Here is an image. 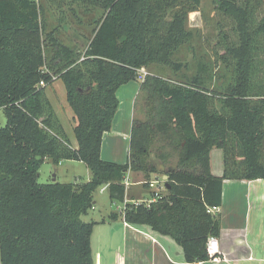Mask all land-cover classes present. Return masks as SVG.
<instances>
[{
    "label": "trees",
    "instance_id": "1",
    "mask_svg": "<svg viewBox=\"0 0 264 264\" xmlns=\"http://www.w3.org/2000/svg\"><path fill=\"white\" fill-rule=\"evenodd\" d=\"M80 1L102 10L82 61L56 31L43 38L38 0H0V109L7 118L0 127V264H94L95 224L82 217L94 209L95 195L110 184L111 203L122 204L128 172L142 173L146 181L159 176L151 156L155 150L167 162L168 148L179 152V160L165 173L167 194L150 206L128 204L124 214L109 218L170 237L187 263L207 262L208 241L220 235L218 214L208 209L222 207L224 182L264 180V0H213L230 22L222 24L218 41L232 75L225 87L212 88L200 66L182 80L155 73L145 78L140 94L146 118L133 123L126 164L102 159L117 93L153 64L187 68L172 55L191 42L187 17L200 0ZM50 74L65 85L78 147L47 96ZM214 149L223 154L218 176ZM46 160L82 162L91 178L42 184ZM140 187L154 195L148 184Z\"/></svg>",
    "mask_w": 264,
    "mask_h": 264
},
{
    "label": "rangeland",
    "instance_id": "2",
    "mask_svg": "<svg viewBox=\"0 0 264 264\" xmlns=\"http://www.w3.org/2000/svg\"><path fill=\"white\" fill-rule=\"evenodd\" d=\"M41 8V19L43 20L45 29L43 38L46 39L45 33L55 32V37H59L65 44L73 47L80 54L81 60L85 56V52L93 38L94 30L97 27V21L102 15L100 6L94 4H83L80 0H38ZM230 23L223 16H220L214 9L213 0H200L197 10L191 12L187 17V29L192 32L193 38L190 43L182 46L172 55L174 62H179L187 65V68L181 72H176L172 66H163L153 64L149 70L145 71L148 74L155 73L163 77L182 80L184 76L191 77L196 74L199 66L206 72L205 77L211 80V87H225L232 80V75L226 64L222 60V48L218 41L220 38L222 24ZM226 30H231V26L224 27ZM138 82V87H139ZM54 88V89H53ZM47 96L51 100L54 109L61 119L64 128L69 135L73 145L76 144L74 128L77 125L74 112L67 102L66 88L62 81L55 86H51L46 90ZM145 96L142 94L139 97L137 120L142 121L146 118L145 113ZM144 108V109H143ZM141 118V119H140ZM7 118L3 109H0V127H5ZM130 139L123 140L119 138L115 145L108 149V154L105 159L116 163H127L129 157ZM167 151L172 154L167 162L157 157L155 150L152 153V159L156 162L161 170L160 177H164L168 170L176 168L179 160V152L168 148ZM212 171L219 174L223 167V154L221 150L214 149L212 152ZM131 180L134 182H143L145 175L142 173L130 174ZM156 175H153L155 177ZM91 178V172L86 165L79 161L64 160L59 165H55L52 161L46 160L41 169L39 182L42 184L54 182L61 183H85ZM251 187V199L255 198L262 190V183L253 181ZM259 189V191H257ZM144 191L140 186L134 187L133 193L137 197H141ZM144 193H147L145 191ZM162 194H167L164 190ZM244 196V195H242ZM241 199V195H233V199ZM253 205V204H252ZM260 208L264 210V204L254 205L253 209ZM117 211L109 198V190L102 191V188L95 195L94 209L82 217L84 222H93L95 224L92 234V251L94 264H136L134 259H131L135 254L140 253L141 256L150 250L148 244L139 242L134 237L133 227L130 229L125 226L122 219L113 222L109 217L112 212ZM264 223V220H263ZM262 225V221H258ZM256 228L258 229L259 226ZM147 229V230H146ZM145 232L157 235L148 228H140ZM159 240L162 237L157 235ZM165 249L173 260H179L184 257L183 250L174 240L168 238ZM250 242L261 244V253L264 252V236L260 239L250 237ZM254 243V244H255ZM259 247V248H260ZM180 254V257L178 256Z\"/></svg>",
    "mask_w": 264,
    "mask_h": 264
},
{
    "label": "crops",
    "instance_id": "3",
    "mask_svg": "<svg viewBox=\"0 0 264 264\" xmlns=\"http://www.w3.org/2000/svg\"><path fill=\"white\" fill-rule=\"evenodd\" d=\"M60 81L61 80H57L54 82L53 86ZM138 82L140 83L139 87L137 85ZM141 84V79L132 81L121 87L117 93L119 108L114 118L113 127L112 130L106 132L103 137L102 159L104 161L113 162L105 159V156L111 151V148L119 138L123 140L130 139L133 123L138 117V111H142L141 107L138 109ZM75 142L76 144L73 146L78 147L77 141ZM218 173L219 174L213 172V174L218 176L222 174V170ZM131 174L138 173L131 172ZM256 181L261 182L263 187L261 189L262 191L258 195H255L253 200L251 199V192L253 190L251 185L253 181L224 182L223 205L220 207V212L218 214L220 220V235L214 237L219 241L222 261L212 262L209 260L207 262H197L193 264H264V252L261 253V244L250 242V237L252 236L256 237V239H260L264 236V210L260 208L253 209V206L256 204H264V180ZM133 190L134 187H132L130 191V198L131 195H133L132 198L134 199L149 197V195L147 196L145 193H143L141 197H135ZM257 191H259V189ZM239 194L242 197L241 199H233V195ZM258 221H262V225L257 224ZM256 224L259 226L258 229L256 228ZM125 226H128L130 229L132 228L128 223L125 224ZM133 232L137 234H134V237L137 238L139 242H144L150 247V250L145 256H141L140 253H137L135 256L131 257L136 264H190L185 261L184 257L179 260H173L166 252L165 246L169 243L167 240L170 237L157 234L163 239L159 240L157 235H151L152 233L150 232L139 229H135ZM178 256L180 257V254H178Z\"/></svg>",
    "mask_w": 264,
    "mask_h": 264
},
{
    "label": "built area",
    "instance_id": "4",
    "mask_svg": "<svg viewBox=\"0 0 264 264\" xmlns=\"http://www.w3.org/2000/svg\"><path fill=\"white\" fill-rule=\"evenodd\" d=\"M82 60H84V58H82ZM140 74V78L141 81L143 82L145 80V78L149 75L145 69L140 70L139 71ZM53 81L56 82L58 80L57 76L50 74ZM40 86L41 87H45L46 84L44 81L40 82ZM131 172H128L123 184L125 186V190H126V197L125 200L122 204H114L116 206L117 212L124 214L126 211V207L128 204H135V205H141V204H146L147 206H150L153 203H156L158 201V197L160 196V194H162V192L164 190H166V181H167V176L164 177H160V176H155L153 178H151V180H144L143 182H134L131 180V176H130ZM144 184H148L149 186V191L154 192L153 196H149V197H143V198H139V199H134L132 200L129 197V192L131 191L132 187H136V186H143ZM110 184H106L102 187V191L104 192L105 190L109 189ZM208 212L211 214H219L220 212V208L217 207H213V208H209ZM125 223V222H124ZM127 224V223H125ZM207 251H208V255H209V260L212 262H220L222 261L221 258V253H220V247H219V241L214 238L211 237L208 241L207 244Z\"/></svg>",
    "mask_w": 264,
    "mask_h": 264
},
{
    "label": "water",
    "instance_id": "5",
    "mask_svg": "<svg viewBox=\"0 0 264 264\" xmlns=\"http://www.w3.org/2000/svg\"><path fill=\"white\" fill-rule=\"evenodd\" d=\"M54 181H56V180H54Z\"/></svg>",
    "mask_w": 264,
    "mask_h": 264
}]
</instances>
